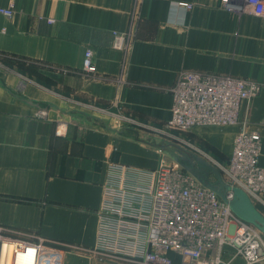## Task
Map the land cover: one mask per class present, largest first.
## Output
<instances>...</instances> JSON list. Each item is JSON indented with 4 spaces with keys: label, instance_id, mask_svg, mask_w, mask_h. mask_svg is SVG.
<instances>
[{
    "label": "crops",
    "instance_id": "0c3cea01",
    "mask_svg": "<svg viewBox=\"0 0 264 264\" xmlns=\"http://www.w3.org/2000/svg\"><path fill=\"white\" fill-rule=\"evenodd\" d=\"M232 2L236 9L221 0H0L13 9L0 12V226L44 238L62 250L61 264H135L95 250L109 164L158 166L152 141L185 70L264 83V14ZM114 31L130 33L126 52L112 47ZM88 47L94 72L83 65ZM246 110L264 166V87ZM239 128L214 134L220 143L232 133L229 157ZM225 249L208 253L214 264H248Z\"/></svg>",
    "mask_w": 264,
    "mask_h": 264
},
{
    "label": "built area",
    "instance_id": "2783aa9c",
    "mask_svg": "<svg viewBox=\"0 0 264 264\" xmlns=\"http://www.w3.org/2000/svg\"><path fill=\"white\" fill-rule=\"evenodd\" d=\"M255 14H264L263 0H246ZM191 9L193 4L179 2ZM228 9L232 0H221ZM7 16L13 9L1 7ZM130 33L114 31L112 47L126 52ZM94 49L85 50L84 69L94 72ZM264 83L249 77L185 70L172 87L168 126L238 124L232 153L222 166L224 197L214 185L185 171L177 162L161 160L153 170L121 162L109 164L104 182L95 250L135 264H214L212 250L231 245L248 264L264 260V234L238 216L227 200L233 188L250 198L264 194V166L260 163L262 135L250 129L245 103L259 95ZM245 115V116H244ZM146 174V180H142ZM180 255L175 262L169 255ZM62 250L42 237L14 236L0 226V264H61Z\"/></svg>",
    "mask_w": 264,
    "mask_h": 264
},
{
    "label": "rangeland",
    "instance_id": "374dc122",
    "mask_svg": "<svg viewBox=\"0 0 264 264\" xmlns=\"http://www.w3.org/2000/svg\"><path fill=\"white\" fill-rule=\"evenodd\" d=\"M4 67L5 60L2 59V55L0 54V70L4 69ZM248 105L249 103L247 102L244 105L245 115ZM234 125L236 124L196 126L189 129H181L168 125L160 126L158 128L159 138L152 141V146H154L157 152L161 155L160 162L161 160L177 162L185 171L190 172L201 179L203 178V180H206L207 178L208 181L219 184L218 176L216 177L212 172V174H209V167L212 166V171L217 170L222 181L224 180V177H222V166L226 163L230 154V148H227L228 146L226 142L229 143L230 138H232V133H229L227 135L228 138L226 137L227 139H224L225 142L221 141L222 143H216L214 141V134H218L222 132L221 130ZM252 201L255 206H257L258 210L264 214V194L261 195L259 199H253ZM226 247H229L228 252H234V254H237L235 248L227 244L224 248H215V255L217 253L221 255L222 253L227 252L228 249L226 250Z\"/></svg>",
    "mask_w": 264,
    "mask_h": 264
},
{
    "label": "water",
    "instance_id": "95a60500",
    "mask_svg": "<svg viewBox=\"0 0 264 264\" xmlns=\"http://www.w3.org/2000/svg\"><path fill=\"white\" fill-rule=\"evenodd\" d=\"M224 197L225 186L215 187ZM233 198L227 200L232 210L247 222L255 224L264 234V214L258 210L250 196L241 188L234 187Z\"/></svg>",
    "mask_w": 264,
    "mask_h": 264
},
{
    "label": "trees",
    "instance_id": "16d2710c",
    "mask_svg": "<svg viewBox=\"0 0 264 264\" xmlns=\"http://www.w3.org/2000/svg\"><path fill=\"white\" fill-rule=\"evenodd\" d=\"M212 169H213V168L209 167V171L213 173Z\"/></svg>",
    "mask_w": 264,
    "mask_h": 264
}]
</instances>
